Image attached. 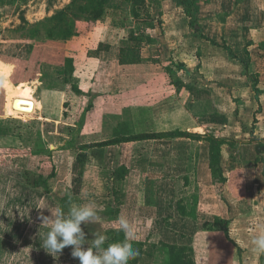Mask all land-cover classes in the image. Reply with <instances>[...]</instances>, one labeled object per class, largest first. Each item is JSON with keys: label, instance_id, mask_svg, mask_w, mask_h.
<instances>
[{"label": "crops", "instance_id": "1", "mask_svg": "<svg viewBox=\"0 0 264 264\" xmlns=\"http://www.w3.org/2000/svg\"><path fill=\"white\" fill-rule=\"evenodd\" d=\"M156 1L161 0H155V5L160 6ZM233 1L224 0L222 10L229 13ZM174 10L179 12L177 16L168 12L160 15L161 24L159 17L155 20V27L157 24L162 27V33L155 36V47L159 49L155 61H151L149 49L141 48V64L121 66L119 50L127 36L120 37L118 42L116 39L101 42L108 49L98 53L95 50V58L103 65V61L112 58L116 66L112 62V68L94 69L92 83L87 84L86 89L76 83H65V73L61 71L64 90L58 93L51 87L47 91L45 75L40 71L33 74L30 66L26 73L25 70L21 73L14 59L0 52V139L11 142L15 137L16 119L23 120L24 116L39 114L36 119L43 123L65 121L68 114L65 115L64 110L54 117L46 113L61 105L74 110L70 101L72 95L88 97L82 114H99L89 124L91 135L96 139L82 141L80 145L110 139L113 129L121 123L127 124L133 132H137L140 124H146V128L154 132L179 129L200 135L212 134L225 142L220 155L223 176L228 178L237 170L243 173V198L235 195L236 188L230 192L227 185L222 196H217L208 168V144L186 138L110 146L103 150L101 160L94 158L93 151L78 150L70 167L82 172L88 157H93L103 168L110 163L109 173L125 166L129 174L120 189L125 192V184L136 177V214L149 215L151 231L163 234V243L191 248L195 264H260L261 255L252 251L251 241L264 229V40L247 41L252 47L247 50L242 38H225V45L235 56L231 58L221 47L220 31L215 28L207 36L203 34L219 46L187 36L188 18L179 8ZM161 54L167 62L161 60ZM172 62L177 68L171 71ZM76 74V70L68 72L70 77ZM96 74L102 76L101 82H97ZM252 75L258 78L257 98L249 78ZM176 82L201 90L200 97L195 99L186 90L177 92ZM67 87L69 96L65 94ZM41 92L46 95V102ZM201 103L205 107L197 108ZM230 105L238 106L239 116L236 117L234 111L233 115H223L228 111L225 106L230 108ZM261 106V114L253 115ZM161 122L167 124L164 125L167 130L157 128ZM155 155L169 158L159 160L155 167ZM65 163L68 166L69 160ZM18 191L13 179L0 175V264H80L78 258L71 255L72 246L60 253L43 248L51 225H42L41 217L51 215L48 206L60 207L57 200L51 199L50 194ZM76 200L80 199L73 195L71 204ZM92 200L98 207L110 204V198L102 192ZM178 203L184 208L185 216L179 214ZM199 217L204 218L201 223ZM214 217L229 220V236L235 246L221 231L203 230L202 224L212 222ZM159 220L168 223L164 225Z\"/></svg>", "mask_w": 264, "mask_h": 264}, {"label": "rangeland", "instance_id": "2", "mask_svg": "<svg viewBox=\"0 0 264 264\" xmlns=\"http://www.w3.org/2000/svg\"><path fill=\"white\" fill-rule=\"evenodd\" d=\"M71 2L72 0H0V52L4 56L14 59L13 61L21 68V73L24 70L26 73L27 67L30 66L33 74L40 71L43 76L45 75V80L49 85L46 87L47 91H50L51 87L55 89L54 92L58 91V93L64 90L60 78L61 71L65 73V83H76L86 89V85L92 83L91 78L93 79V75H95L94 69L101 70L104 66L112 68V62L116 66L112 58L103 61L104 65L101 64V60L95 58V50L98 45L101 42H113L115 39V42H118L120 37L128 36L129 30L140 37L141 48L149 49L151 52H148L152 56L151 61H155V56L159 55V49L155 47V36L162 33V27L159 24L155 27V20L159 17L161 24L160 15L171 12L177 16L179 12H175V8L182 10L183 15H185L187 8L184 5L173 3V0L156 1V3H161L160 6L155 5V0H145L144 12L140 17L133 18L130 13V3L126 0H107L103 5V15L98 19H94L90 11L82 18L73 19L70 12L66 11L53 22L46 20L66 9ZM223 3L224 0H197L196 4L191 7V11L196 8L194 16L202 34L207 36L211 32L213 33L216 28L222 33L221 45L226 43L225 38L238 36L244 40L243 47L246 45L247 50L252 48L247 41L252 43V39L264 40V0H234L229 6L231 8L229 13L222 10ZM125 26L127 28H124ZM51 30H54L58 37L65 36V38L50 40L47 35ZM185 33L190 36L192 30L188 27ZM67 35L69 37H66ZM258 48L256 47V50ZM164 58L163 55L161 60L167 62ZM69 61H71L72 71L76 70L78 73L76 76L70 77L67 74ZM170 66H172L171 71L177 68L173 62ZM78 75H80L79 79L77 78ZM177 75L176 77H178ZM96 76L99 77L97 82H101L100 77L102 76L100 74H96ZM69 89L67 87L65 94ZM40 95L42 100L46 102V95L42 92ZM71 97L70 101L74 105V110L71 107L67 108L61 105L59 108L54 106L46 113L54 117L55 115L60 116L64 110L65 115H68L63 122H38L36 117L39 114L24 116L23 120L15 118V137L11 139V142L0 139V149L5 150V155L0 157V175H7L13 179L19 193L23 190H32L41 195L50 194L51 199L57 200V202L64 195H69L72 200L74 195L76 199H80L71 204L75 206L90 203L93 201V196L95 197L98 192H102L110 198L111 203L109 196L111 185L108 179L111 174L109 173L111 172L110 163L103 168L95 159H92L93 157L90 159L88 157L82 172H80L81 169L78 172L73 171L70 167L81 142L96 139L91 135L89 124L92 120L95 121L99 115L82 114L88 97L75 98L73 95ZM204 103H201L197 108L205 107ZM188 106L190 105L188 104ZM225 110H228L223 112L225 116L233 115L232 111L236 117L239 116L238 106L230 105V108L225 106ZM261 112L262 106L257 108L253 115L261 114ZM79 113L81 114L79 115ZM242 120L244 121V119ZM170 124L168 126H171ZM164 125L167 124L158 123L157 128L167 130ZM14 151L19 153L12 154ZM92 154L97 159L98 153L95 150ZM64 158L65 161L69 160L68 166ZM168 158L167 155H155V167H158L159 160H167ZM62 162H64L63 165ZM52 165L55 167L56 177L49 181L51 192L44 194L42 190L30 188L32 181L39 175L46 176L50 173ZM67 177L69 178L67 179ZM135 179L136 177H133L125 184V192H123L125 200L121 207L122 217L128 221L130 229L136 231L134 237L138 234L141 236L148 235L152 241H161L163 234L161 236V234L151 231L149 215L136 214L135 190L137 186L134 184ZM121 190L123 189L121 188ZM91 203L94 204V202ZM97 205L95 206L98 209V218L83 225L86 227L82 229L85 234L84 248L90 245L95 238V233L103 234L110 230L113 225L120 226L101 217L100 211L103 206L101 208ZM203 219L199 217V223ZM134 220L137 221V224ZM159 222L162 221L159 220ZM162 223L165 225L168 222L163 221ZM163 253L165 252L159 249L153 259L146 256L144 260L147 264H164L165 256Z\"/></svg>", "mask_w": 264, "mask_h": 264}, {"label": "trees", "instance_id": "3", "mask_svg": "<svg viewBox=\"0 0 264 264\" xmlns=\"http://www.w3.org/2000/svg\"><path fill=\"white\" fill-rule=\"evenodd\" d=\"M130 3V13L133 18H138L141 16L142 12H144L145 8V0H126ZM177 5H184L187 8L185 9V16L188 18L189 23L188 26L192 30V35L202 40L209 41L212 45H218L213 41L207 39L197 26V20L195 18L196 8H193L191 11V7L196 4L197 0H173ZM3 2V1H1ZM107 2V0H72V2L66 7V9L59 11L55 15L46 19L47 21H55L62 14H65L66 11L70 12V15L73 19L84 17L87 12L90 11V14L94 17V19L101 18L103 15V5ZM114 8V7H112ZM124 28H127L126 26ZM78 35V33H76ZM48 38L50 40H57L65 38V36L58 37V34L51 30L48 33ZM66 37H69L67 35ZM142 41L138 35L131 30L128 31L127 40L121 44V48L119 50L118 64L121 66L127 65H138L143 62V59L140 57ZM219 46V45H218ZM223 50H225L229 57L235 58V56L231 53V50L228 46L223 44L221 46ZM108 47L104 44H99L96 53L106 51ZM247 54V52L245 51ZM71 61L68 62L67 67L68 72L72 71V67H70ZM252 84L253 92L255 96L260 93V90L257 88L258 78L257 76L249 77ZM177 92L180 90L188 91L195 99H198L201 94V90L196 89L195 87L184 85L181 82L175 83ZM253 121H256L255 118ZM146 124H140V127L137 128V132H133L131 128L125 123L118 124L113 129L112 137L108 140L101 141L98 143H91L86 145H79L78 150L87 152V151H96L98 153V160H101L103 157V150L110 146H117L120 144L137 142V141H146V140H169L176 138H186L193 141L205 142L208 144V168L211 173L212 185L215 188V192L218 197H221L223 194V190L225 185H227L230 192L234 188L238 191L235 195L238 198L244 197V179L243 173L241 171H233L228 178L223 176L222 168L220 165V155L221 148L225 145V142L221 139L214 137L213 135H200L197 133H189L186 131H181L179 129H175L168 132H154L151 131L148 127L146 128ZM18 151H14L12 154H18ZM5 155V150L0 149V157L2 158ZM15 156V155H14ZM129 171L125 166H119L115 169L108 177L110 180V194L111 203L109 205L103 206L100 211V216L104 219H108L111 222L118 224L117 218L122 217L121 207L123 206L125 195L122 193L120 189V184L125 180L128 176ZM56 177L55 167L52 165L51 171L48 175L42 176L39 175L32 183L30 184V188L34 190H42L44 194H49L51 192L49 181ZM59 206L63 208L64 212L67 213L68 209L71 205V197L69 195H64L58 199ZM177 210L181 216H185L184 208L180 206V203L177 204ZM196 218V217H194ZM135 221V220H134ZM137 221H135L136 223ZM137 224V223H136ZM137 226V225H136ZM229 220L222 219L220 217H214L212 222L205 221L202 224V228L205 231H221L227 241L229 243H233L229 236ZM81 227L83 225L81 224ZM138 228V226H137ZM132 231V230H131ZM107 236V240L103 247H107L110 243L120 242L125 239V233L121 230V227L118 225H113L110 230H107L103 233ZM133 237L136 234V231H132ZM133 247L139 251V255L128 262V264H147L144 260V257H149L150 259L154 258L157 250H163L166 255L167 264H195L193 250L189 247L184 246H176L169 245L163 243L162 241H152L150 240L148 235L141 236L140 234L135 235L132 241ZM260 264H264V255L260 257Z\"/></svg>", "mask_w": 264, "mask_h": 264}, {"label": "clouds", "instance_id": "4", "mask_svg": "<svg viewBox=\"0 0 264 264\" xmlns=\"http://www.w3.org/2000/svg\"><path fill=\"white\" fill-rule=\"evenodd\" d=\"M96 206L93 203L70 206L67 213L63 208L48 206L50 216H42V225H51L43 240V248L53 253H60L68 246H72L71 255L78 258L80 264H128L139 255V251L133 247L134 239L128 221L117 218V223L125 233V239L120 242L110 243L105 248L107 240L104 234L95 233L94 239L87 248L85 234L82 231V223H90L96 220ZM252 251L257 255H264V229L251 241Z\"/></svg>", "mask_w": 264, "mask_h": 264}]
</instances>
